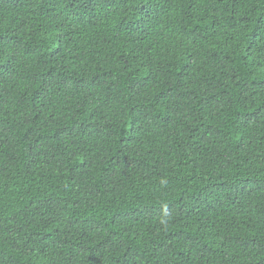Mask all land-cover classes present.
Returning a JSON list of instances; mask_svg holds the SVG:
<instances>
[{
	"label": "trees",
	"instance_id": "trees-1",
	"mask_svg": "<svg viewBox=\"0 0 264 264\" xmlns=\"http://www.w3.org/2000/svg\"><path fill=\"white\" fill-rule=\"evenodd\" d=\"M0 264H264V0H0Z\"/></svg>",
	"mask_w": 264,
	"mask_h": 264
}]
</instances>
